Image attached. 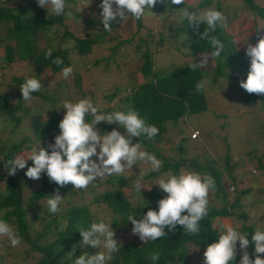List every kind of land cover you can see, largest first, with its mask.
Segmentation results:
<instances>
[{"label":"trees","instance_id":"trees-1","mask_svg":"<svg viewBox=\"0 0 264 264\" xmlns=\"http://www.w3.org/2000/svg\"><path fill=\"white\" fill-rule=\"evenodd\" d=\"M96 1V14L91 13V9L88 8L83 15L86 22H92L89 27L94 32L90 36H80L73 35L64 23L65 19L70 16L78 17L76 8L71 6L74 0H68L69 7L66 9V13H71V15L65 14L60 17L48 14L45 9L37 5L36 0H26L24 5L16 4L14 6H8V0H0V71L3 67L9 68L14 64H22L19 68H23L19 74L9 76L6 86L11 87L12 90L0 88V126L2 129L5 125L8 126L5 134L0 131V219L7 221L18 232L22 242L26 245L22 251L24 259L30 254L33 257L32 264H74L75 256L83 253L94 255L99 252L98 249L90 250L87 249L88 246L81 247L80 244L82 238L79 229L90 227L94 218L87 205L70 203L65 207L60 206L61 211L56 214H51L48 211L46 200L49 195L55 194L57 190L62 195L71 184L59 187L49 181L46 173H42L39 180L29 179L25 175L26 168L18 169L14 176H9L4 166L7 161L20 155L24 147L30 152L32 145L36 143L30 138L31 135L41 141L47 139L52 133L59 134L58 124L63 115H60L56 105L59 98L55 90L47 89L42 81L43 89L32 94L33 98L39 100L38 103L28 105L22 99L19 85L24 82L25 78L40 79L39 74L44 71L50 73L62 71L63 67L70 66L71 51L77 55L86 54L91 50L93 44L99 42V39L102 40L101 36L99 37L95 32L100 30L102 36L107 32L103 29V24L99 19L100 0ZM241 2L245 10L264 18V7L257 6L253 0H241ZM217 5L218 3L216 4L218 10ZM159 7L157 6V12H159ZM186 7L189 10H194L193 6ZM130 18L134 20L135 30L125 38L114 39V37L108 36L109 38L107 37L106 40L114 39L116 41L109 47L107 56H113L118 48L134 41L132 44L136 55L134 57L139 58L135 71L141 80L137 84H132L128 89H123L117 105L104 106L99 109L102 112H112L127 111L131 108L136 110L146 123L158 127L159 134L154 139L150 140L142 135L140 138L134 137L132 140L133 143L141 144V150L155 154L162 161L159 172H147V174L144 172L141 177L136 176V180L139 178L141 181L145 180L150 183V179L160 177L159 175L162 176L169 172L179 174L181 169H188L186 171L191 169L201 174L207 173L216 181V189L211 193V196L213 198L218 196L222 205L209 206L208 215L200 222L202 229L200 235L184 234L182 226L177 225L175 231L168 232L167 228L165 229L168 232L165 238L144 244L143 241H135L130 235L132 223L127 219L129 215L139 219V216L149 208L157 209V201L166 195L158 186L150 184L149 190H141V195L148 203L140 207L144 203L143 198L131 200L137 193L134 189V182L129 180L132 179V176L129 179L124 175L110 176L102 180L108 188L94 194L90 203L101 204L105 210L102 214L107 219L105 223L110 222V227L114 230L115 235L120 233L125 237L124 242L120 243V251L113 254V259L109 264H153L150 259V254L153 252L160 253L155 264H189L188 258L193 247L200 246L204 252L208 244L218 239V222L222 218L227 217L230 222L231 218L236 222L239 221L233 226L242 233H247L249 240H251L255 229L246 221V214L239 207V196H233L230 202L227 200L222 180L223 175L234 186V163L230 161L229 154L224 153L222 164L218 167L215 165L218 162L217 159H199L195 154L187 156V148L180 143L182 138L171 149L176 152L175 154L165 155L162 153L163 148L161 147L162 150H160L157 146L164 143L168 122L173 126L177 119L206 109L203 91L197 93L194 87L197 81L202 80L204 70L202 68L190 69L188 67L190 64H173L167 70L155 67L152 52L163 47L164 38L173 35V33L166 35L158 30L155 34L147 33L140 36L138 35L140 29L148 30L149 28L144 26L140 20ZM95 24L99 25V30L94 27ZM165 27L169 31L172 30L170 25ZM179 27V32L186 37V45L190 54L205 51L210 54L212 48L208 42L200 40L197 31L186 20ZM205 27L206 25L200 22L198 31L202 32ZM214 35L225 44V49L219 58L212 60L211 79L228 78L229 84L236 88L238 96L244 104L251 105L257 99L260 107L263 108V96L249 94L239 84L240 80L246 78L250 63L245 53L246 48L237 50L233 35L226 32L224 28L218 27ZM38 36L43 38L45 44L41 49L36 46ZM259 36L260 34H257L256 42ZM67 39L72 40L71 47L64 45ZM166 45L172 46L173 44L165 42ZM48 49H52L51 58L45 57V52ZM56 57L62 58V65L57 66L52 63ZM101 59L104 62L106 58H95L92 63ZM72 81L74 86L79 87L80 75H73ZM118 93V88H113L110 93L102 94L101 97L104 101L110 102ZM80 95L83 96L84 93L80 92ZM116 130L125 131L119 125ZM193 131H195L194 136L191 137L188 134L190 140L196 139L199 135L196 129H191L190 134ZM14 134L18 138H14ZM50 143H54V141L40 142V146L50 151L48 148ZM31 164V160L27 161V166H31ZM254 168L261 170L264 181V161L261 158L256 159ZM123 188H128L131 194H124ZM244 191L247 189H242L239 193ZM107 214H109L108 218ZM99 218H94L97 223L104 222L101 221L104 217ZM212 219H215L214 222ZM254 247V244L250 243L247 248L251 259L255 258ZM69 252L75 256H70ZM261 256L264 257V254ZM237 259L238 253L231 264H235ZM11 264L27 263L12 262Z\"/></svg>","mask_w":264,"mask_h":264},{"label":"clouds","instance_id":"clouds-1","mask_svg":"<svg viewBox=\"0 0 264 264\" xmlns=\"http://www.w3.org/2000/svg\"><path fill=\"white\" fill-rule=\"evenodd\" d=\"M36 3L51 16L71 15L66 13L68 0H36ZM90 3L91 0L82 5L79 11ZM158 3L168 4L169 0H100L99 19L103 29L110 33L114 21H123L126 17L140 20L146 13L154 14L151 9ZM187 3L188 0H170L171 5L185 6ZM184 6L177 7L180 9L177 25L186 20L197 31L198 38L207 41L212 48L210 55L202 54L199 62H192L188 67L193 70L205 68L209 63V56L213 60L224 52L225 44L214 33L218 27H227V18L221 11L212 8L201 13ZM200 22L206 25L202 32L198 31ZM245 53L250 63L246 78L239 81L240 87L249 94H264V35H260L255 44L248 43ZM45 57H52V49L45 52ZM52 63L59 66L63 64V60L56 57ZM72 73L71 66L62 68L63 78H69ZM208 83L205 79L197 81L195 91H204ZM19 87L22 99L29 103L33 99L32 94L41 91L44 85L42 80L29 77ZM62 107L66 112L58 124L59 134L54 137V143L48 145L50 151L40 146L39 139L32 145L27 158L16 156L7 161L4 166L9 176H14L18 169L26 168L25 175L29 179L39 180L41 174L46 173L49 181L59 187L71 184L74 189L83 190L97 179L122 176L125 171H131L137 162H146L149 165L144 174L160 171L162 161L155 154L141 150L139 142H132L134 137L140 138L144 135L152 140L159 134L158 127L146 123L136 110L129 108L127 111L102 112L88 98L75 102L65 100ZM99 122L117 124L125 131L122 134L113 128L102 134L96 127ZM94 156L97 157L96 160L92 159ZM29 160L32 161L31 166H27ZM154 185L166 195L157 201V209L149 208L139 219L128 216L127 220L132 223V233L138 235L144 244L165 238L168 232L175 231L177 225L182 226L184 234L200 235V222L210 210L209 194L216 189L215 179L210 174L195 171H182L179 174L169 172L160 176ZM229 185L232 186V190H229L232 193L234 186L228 180L227 188ZM142 187L144 186L139 182L134 184L135 191L140 195ZM143 200L140 207L148 203L144 198ZM62 203L63 197L58 190L46 200L51 214L60 212ZM166 228L168 232L165 231ZM218 228V239L208 244L203 252V264H231L236 253L238 259L235 264H264V257L261 256L264 254V230H255L249 240L247 233H242L230 222L219 221ZM79 232L82 238L81 247L90 245L103 248V251L79 256L69 252L70 256H75L74 264H109L113 254L121 249L110 222L92 223L87 229H79ZM0 237H6L11 247L22 243L18 232L4 219H0ZM250 243L255 246L254 259L249 257L247 251ZM159 257V252L150 254L153 264Z\"/></svg>","mask_w":264,"mask_h":264},{"label":"rangeland","instance_id":"rangeland-1","mask_svg":"<svg viewBox=\"0 0 264 264\" xmlns=\"http://www.w3.org/2000/svg\"><path fill=\"white\" fill-rule=\"evenodd\" d=\"M203 1L204 0H188L185 6L171 5L170 0L168 4L158 3L151 9L154 14L146 13L145 16L140 19L141 23L149 28L148 30L140 29L138 33L140 36H144L147 33L155 34L158 30H161L166 35L173 33V35L164 38L163 47L157 48V50L152 52V60L155 67H161L167 70L173 64H191L192 62H199L202 54L210 55L208 51L196 54H190L188 52L186 37L183 33L179 32L180 24L177 25L180 12V9H177V7L193 6L194 10L202 13L209 8L217 10L216 4L218 3V10L227 18V27L224 28V30L233 35V41H236L234 43L237 50L245 49L248 43L255 44L257 34L264 35V27H261L264 26V18L245 10L241 0ZM87 2H89V0H74V3L71 4L72 7L74 6L76 8L78 17L72 18L70 16L65 19L64 23L73 35L90 36L92 32H94L92 28L89 27L92 22L88 23L85 21V18L82 17L84 15L82 13L84 8L80 11V7L78 8V5L82 6L81 4L84 5ZM96 2V0H91L90 3L91 13L93 14H96L97 11ZM253 2L259 7H264V0H253ZM25 3L26 0H8L7 5H24ZM157 6H160L159 12H157ZM95 17H97V15H95ZM133 21L134 20L130 17H126L123 21L118 19L113 22L114 31L110 33L107 32L103 36L102 32L99 30V25L95 24L94 27L99 30L95 33H97L99 37L101 36L102 40L100 41L99 39V42L93 44L91 50L86 54L77 55L71 51L70 66L73 68V73L69 78H63L62 71L55 73L44 71L39 74L45 87L55 90L58 95L59 101L56 102V105L58 106L60 115H64L66 112V109L62 107L65 100L75 102L82 98H88L94 105L98 106V108L117 105L119 103L118 98L122 95L123 89H128L132 84H137L141 80V77L135 71L139 58L134 57L136 56L132 46L134 41L129 45H123L118 48L113 56H107L109 54V47L115 44V38L128 37L135 30ZM169 25L172 26L171 31L165 27ZM123 29H128V34L120 35L119 33ZM108 36H112L114 39L106 40ZM165 42L173 45L165 46ZM71 44L72 40L67 39L64 45L71 47ZM44 45L43 38L38 36L36 39L37 48L41 49ZM102 57L106 58L104 62L101 59L96 63H92L93 59ZM21 65L22 64H14L12 67L2 68V72L0 71L1 89L12 90L11 87L6 86V82L11 74L16 75L23 70V68H19ZM212 65V60L209 56L207 67L202 68L204 70L202 79L209 82L206 89L203 91L206 109L177 119L173 126L168 122L166 124L164 143L161 145L158 144L157 146L160 150L163 148L162 153L165 155L175 154L176 152H173L171 149L179 139L182 138L180 143L183 147L187 148V156L195 154L199 159H217L218 162H216L215 165L218 167L222 164L224 153L229 154L230 161L234 163V191L232 193L229 191L226 186V182L229 179L223 175L222 180L224 181L223 186L226 191L227 200L230 202L233 196H239V207L245 212L246 221L250 223L255 230H264V181L261 170L254 168L257 158H261L264 161V107H260L257 99L254 100L251 105L244 104L240 100L236 88L229 84L230 81L228 78L216 77L214 80L211 79L210 68ZM75 74L80 75L79 87L74 86L72 81L73 75ZM55 86H57V89H55ZM113 88H118L119 93L112 101H104L101 95L110 93ZM80 92H83L84 95L81 96ZM261 96H263L262 98L264 100V94H261ZM38 101L37 98H33L29 103L24 102L25 104L31 105L38 103ZM106 124L108 123H97L96 127L100 133L109 132L113 128L116 129L118 126L117 124H108V126H106ZM7 127L8 126L5 125L2 129L0 126L2 134H5L4 132L8 130ZM191 129H196L199 132L198 137L194 140L188 138V134L191 136ZM121 133L123 134L124 132L121 131ZM55 136L56 134L52 133L47 139L41 140L40 142L47 143L51 140L54 141ZM14 138H18L16 134H14ZM30 138H32L34 142L38 141L35 137H32V135ZM28 153L29 150L24 147V150H22L18 156L26 158ZM92 159L96 160L97 157L94 156ZM148 167L149 165L146 162H137V165L132 166L131 171H125L123 175L128 179L132 176V179L129 180L134 182V184L137 182L141 183L144 186L141 190H149L150 188L147 187H150V184H154L159 177L153 180L150 179V183L145 180L141 181L139 178L136 180V176L141 177ZM184 170L185 169H181V172ZM189 170L192 171L191 169ZM102 180L97 179L94 184L89 185L87 189L83 190H76L72 185L68 186L67 191L61 195L63 197L61 207H65L70 203L85 204L88 206L94 218H101L102 216L104 218L101 221L107 222L106 216L102 214V212H105L103 206L99 203H90L94 194L100 193L108 188ZM242 189H247V191L240 194L239 192ZM123 192L124 194H131L128 188H123ZM135 195V198L131 199L132 201L143 198V196L137 193ZM209 202V206L212 205L216 207L222 205L219 197L213 198L211 193L209 194ZM108 215L109 214H107V218ZM94 218L93 223H97V220ZM214 220L215 219H212V222H214ZM221 221L230 222L227 217L222 218ZM238 222L231 218L230 223H232V225H236ZM130 235L133 236L135 241H141L138 235L132 232H130ZM115 238L119 243L125 240V237L120 233H117ZM25 248L26 245L23 242L17 247H11L6 237H0V264H11L12 262H26L27 264H32L33 257L30 256V254L24 259L22 251ZM87 249H98L99 251H103V248L99 249L98 247H92L90 245ZM188 262L189 264H203V248L200 246L193 247L190 251Z\"/></svg>","mask_w":264,"mask_h":264},{"label":"crops","instance_id":"crops-1","mask_svg":"<svg viewBox=\"0 0 264 264\" xmlns=\"http://www.w3.org/2000/svg\"><path fill=\"white\" fill-rule=\"evenodd\" d=\"M92 1H93V0H92ZM87 3H88V2H87ZM87 3H85V4H87ZM81 5H83V4H81ZM90 6H91V4L85 6L84 9H83V11H82V13H83L84 11H87L88 8L91 9ZM79 7H81V6L78 5V8H79ZM79 9H80V8H79ZM85 13H86V12H84L83 14H85ZM81 16H82V15H81ZM81 16H80V17H81ZM82 17H83V16H82ZM122 31H123V32H122ZM127 32H129L128 29H123V30H121V32H120L119 34H120V35H122V34H128ZM124 37H125V36H124Z\"/></svg>","mask_w":264,"mask_h":264},{"label":"built area","instance_id":"built-area-1","mask_svg":"<svg viewBox=\"0 0 264 264\" xmlns=\"http://www.w3.org/2000/svg\"><path fill=\"white\" fill-rule=\"evenodd\" d=\"M194 135H195V131H193V132L191 133V137L194 136ZM228 189H229V190H232V186L229 185V186H228Z\"/></svg>","mask_w":264,"mask_h":264}]
</instances>
